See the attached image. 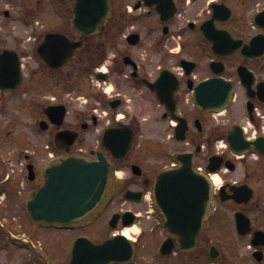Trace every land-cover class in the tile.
<instances>
[{
  "label": "flooded vegetation",
  "instance_id": "flooded-vegetation-1",
  "mask_svg": "<svg viewBox=\"0 0 264 264\" xmlns=\"http://www.w3.org/2000/svg\"><path fill=\"white\" fill-rule=\"evenodd\" d=\"M17 19L28 27L5 24ZM48 32L62 36L38 51ZM73 42L63 67L43 62ZM4 48L16 52L22 75L0 91L26 97L30 117L38 115L23 131L5 127L6 137L0 127V264H68L76 237L99 241L126 226L138 228L136 252L111 264H264V0H0ZM81 72L91 77L90 100L55 89ZM219 78L235 85L221 112L194 101L201 83L204 96H219ZM58 104L62 120L46 112ZM35 129L57 159L102 151L110 160L105 195L84 219L29 216ZM89 130L99 146L83 152L77 144ZM172 182L183 186L170 191ZM199 218L201 228L186 225ZM196 233L195 247L180 246Z\"/></svg>",
  "mask_w": 264,
  "mask_h": 264
},
{
  "label": "water",
  "instance_id": "water-1",
  "mask_svg": "<svg viewBox=\"0 0 264 264\" xmlns=\"http://www.w3.org/2000/svg\"><path fill=\"white\" fill-rule=\"evenodd\" d=\"M59 55L55 61L48 62L52 67L61 66L70 57ZM8 51L0 55V85L2 88L11 87L19 78V66L10 63ZM216 88L222 93L219 96L209 94L204 96L202 83L194 94V101L202 107L220 109L226 106L234 91L231 81L219 78L214 80ZM63 113V112H62ZM230 139V145L233 146ZM185 166L180 169L185 170ZM110 162L102 153H97L96 159H87L81 156H67L58 162L48 165L44 169V183L35 191L28 200V211L35 221L49 223H69L88 214L101 200L108 181ZM183 173V172H180ZM164 174V173H162ZM169 174V173H167ZM175 182H172L173 185ZM165 209V208H164ZM205 212L206 209L204 208ZM200 225V219L186 225ZM188 240L192 246L197 243ZM165 244V243H164ZM163 244V245H164ZM165 247H169L166 241ZM134 243L124 234L114 235L99 243H94L86 237H78L72 247L69 264H109L113 261H127L134 254Z\"/></svg>",
  "mask_w": 264,
  "mask_h": 264
},
{
  "label": "rangeland",
  "instance_id": "rangeland-1",
  "mask_svg": "<svg viewBox=\"0 0 264 264\" xmlns=\"http://www.w3.org/2000/svg\"><path fill=\"white\" fill-rule=\"evenodd\" d=\"M13 15L18 18L19 13L22 12V7L21 4H16V6L12 9ZM6 25H14L16 27V30H22L26 27H28L26 24L23 23V21H19L18 19L15 21H9L5 23ZM25 32V31H23ZM29 48V47H27ZM81 74L79 80L81 81H76L77 78L73 75L68 80H64V82H59L58 87L54 86L55 89L59 90V93H68V95L71 97L73 94L74 95H84L87 100L89 99V86L85 85L84 83L88 84V79L91 78L90 76L84 74V73H79ZM51 75V74H50ZM52 76L49 77V80L51 79ZM84 81V82H83ZM81 85V86H80ZM89 85V84H88ZM51 81L49 82V85L46 86L45 92H47V95L54 96L55 94L53 93V90H51ZM75 97V96H73ZM77 98V97H75ZM90 102L87 103H82L81 106L82 109H87L88 105ZM38 114H34L33 118L30 117L27 106H26V97L22 96L21 98L19 96H13L9 92H0V127L3 130L2 131V137H6L5 135V127L10 128L11 126H15L17 131H23L25 130V124H29L30 118L34 121V116ZM219 117V116H218ZM37 130H34L33 134V155H34V161L36 163V170L38 173H41V170L43 166L51 162L52 159H50V149H47L46 146L42 144V137L41 135H36ZM99 135H95V131H87L83 134V139L77 144V147L81 148L83 152H88L89 149H96L99 146ZM42 174L38 175V178L34 181V188L36 187L35 185H39L42 183ZM53 233V232H52ZM55 234V233H54ZM131 236H136V232H130ZM95 237V239H98V235L92 236ZM67 255L63 257L62 259L66 260Z\"/></svg>",
  "mask_w": 264,
  "mask_h": 264
},
{
  "label": "bare ground",
  "instance_id": "bare-ground-1",
  "mask_svg": "<svg viewBox=\"0 0 264 264\" xmlns=\"http://www.w3.org/2000/svg\"><path fill=\"white\" fill-rule=\"evenodd\" d=\"M137 230H138V228L136 226H133L130 229L128 227L124 228L123 232H124V234H126V236L131 237L130 232H136Z\"/></svg>",
  "mask_w": 264,
  "mask_h": 264
}]
</instances>
